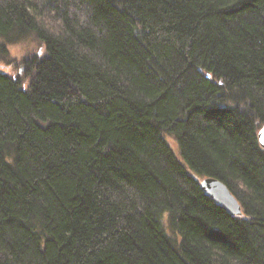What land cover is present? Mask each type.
<instances>
[{"label":"trees","instance_id":"1","mask_svg":"<svg viewBox=\"0 0 264 264\" xmlns=\"http://www.w3.org/2000/svg\"><path fill=\"white\" fill-rule=\"evenodd\" d=\"M28 37L0 71V264H264V0H0V59Z\"/></svg>","mask_w":264,"mask_h":264},{"label":"water","instance_id":"2","mask_svg":"<svg viewBox=\"0 0 264 264\" xmlns=\"http://www.w3.org/2000/svg\"><path fill=\"white\" fill-rule=\"evenodd\" d=\"M257 138L260 146L264 148V125L258 129ZM199 186L203 194L212 200L216 206L222 208L230 215H239L241 213L239 202L219 179L212 176L202 177Z\"/></svg>","mask_w":264,"mask_h":264},{"label":"rangeland","instance_id":"3","mask_svg":"<svg viewBox=\"0 0 264 264\" xmlns=\"http://www.w3.org/2000/svg\"><path fill=\"white\" fill-rule=\"evenodd\" d=\"M7 50H8V57L6 59H0V71L1 72H8L12 73L15 72L16 69L11 64H8L7 61L9 59H21L24 54H26L29 51H36L41 54L44 50L43 46H40L37 49L35 39L33 37H28L24 39V41H21L20 43L16 44H6ZM3 54V53H2ZM21 71L23 66H20ZM167 143H169L174 151V153H177V147L176 142L172 138V136L167 135L166 137Z\"/></svg>","mask_w":264,"mask_h":264}]
</instances>
